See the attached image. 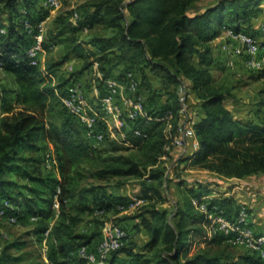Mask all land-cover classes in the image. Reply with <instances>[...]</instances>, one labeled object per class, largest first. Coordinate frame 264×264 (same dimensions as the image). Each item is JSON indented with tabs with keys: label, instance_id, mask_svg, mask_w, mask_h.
<instances>
[{
	"label": "trees",
	"instance_id": "trees-1",
	"mask_svg": "<svg viewBox=\"0 0 264 264\" xmlns=\"http://www.w3.org/2000/svg\"><path fill=\"white\" fill-rule=\"evenodd\" d=\"M40 1L0 0V28H6L0 60L3 72L10 73L13 81V88L0 89V207L8 202L6 210L18 222L37 216L32 222L36 227L29 235L42 238L49 229L48 262L88 264L75 252L80 246L96 244L101 232H79L78 226L87 215L103 217L120 212L119 206L129 200L120 190L104 185L81 186V180L87 175L97 179L131 176L139 180V194L146 204L137 214L119 219L133 221L132 226L149 237L139 250L134 241L126 242L112 253L108 264H114L121 254L128 255L133 264H264V259L246 249L236 255L221 235L207 236L205 214L195 208L192 199L208 195L215 181L182 177L176 179L178 194L171 196L168 192V184L178 177L177 165L182 161L199 164L217 177L264 175V118L235 116L225 105L234 97L232 86L215 84L210 71L212 41L224 26V13L231 11L230 21L236 23L231 28L241 30L240 20L264 0H214L201 9L195 8L199 0H93L84 18L78 8L63 7L53 17L51 30L46 27L43 44L46 53L53 50L50 43L59 44L62 53L57 59L48 57L44 69L40 64H29L26 50L30 42L20 23L22 10L33 26L44 19L47 14ZM20 2L22 10L18 9ZM36 6L39 10L32 12ZM75 12L78 18L74 23ZM97 21L108 34L91 32ZM72 57L80 59L82 66L65 78L58 72ZM94 61L99 62L106 77L122 78L128 71L136 74L150 112H173L172 133L179 118L178 90L182 85L192 89L198 96L194 124L198 149L188 148L181 155L165 152V126L156 121L135 124L148 132L147 138L135 144L136 154L110 156L106 148L93 146L81 124L62 106L60 95ZM144 67L149 73L143 71ZM257 73L259 78L264 77V71ZM161 95L166 96L165 102L152 106L151 102ZM186 100L192 106L188 97ZM12 105L18 110L10 112ZM260 105L264 106V99ZM40 141L53 145L54 169L42 167ZM163 155L170 158L169 164L161 158ZM174 161L176 164L170 167ZM84 164L90 168L86 175ZM10 173L24 177L25 183L10 178ZM55 199L57 213L52 206ZM213 206L229 218L239 209L233 198L221 194L208 200V207ZM196 243L205 246L184 256ZM0 264L46 262L28 249L25 239L16 238L0 247Z\"/></svg>",
	"mask_w": 264,
	"mask_h": 264
},
{
	"label": "built area",
	"instance_id": "built-area-1",
	"mask_svg": "<svg viewBox=\"0 0 264 264\" xmlns=\"http://www.w3.org/2000/svg\"><path fill=\"white\" fill-rule=\"evenodd\" d=\"M75 1V0H70ZM65 0H42L41 6L47 15L36 26H33L25 16V10H22L23 16L20 17V23L25 30L33 35V40L26 50V57L31 66H37L41 63L45 54L44 40L46 32V20L50 15L58 13L64 7ZM71 8H74L71 5ZM78 14L75 12L72 22H76ZM264 33V24L260 26ZM87 32V28H83ZM6 34V28H0V48L2 37ZM237 45L230 46L227 51L230 54L228 66L233 67L234 56L244 58V65L247 69L262 72L264 71V39H259L243 30H234L226 28L225 34ZM56 45L50 43L49 48L55 49ZM0 71H3V64L0 60ZM92 88L94 99H90L83 87L74 80L69 83L64 94L60 95L62 106L71 114L83 127L84 135L93 146L99 147L106 137L122 138L125 134H132L139 139H145L148 132L135 124L138 122L148 123L150 121L161 122L164 124L166 138L168 141L164 145L165 152L174 151L183 154L188 148L198 149L199 141L196 138L194 124L197 120L196 112L190 109L186 100V88L180 86L179 100L180 110L177 120L176 130L172 133L173 112L165 110L161 113H152L146 106L145 95L140 88V80L136 74L131 71L125 73L122 78L106 77L104 72L99 69V62L94 61L91 66ZM125 141V140H124ZM124 143H127L125 141ZM166 155L161 158L166 159ZM176 164L174 161L171 165ZM56 166V157L53 150H46L42 157V167L46 170L54 169ZM170 171V168L168 172ZM58 191V190H57ZM212 195L203 196L201 199H192L195 208L205 214V229L207 236L221 235L225 243L235 247H242L252 253L257 254L264 259V233L255 229L250 220V215L246 206L241 205L237 213L229 218L222 209L217 206L208 207V200ZM146 199L132 197L125 206H119L121 211H130L141 206ZM9 206L5 201L4 207H0V218L9 223H17L15 215L7 212ZM53 209L57 213L58 202L53 203ZM30 222H35L38 217L29 216ZM49 229L43 233L46 238ZM128 239L126 231L116 223L106 222L102 227V237L96 244L84 245L77 248L75 254L84 258L88 264H108L112 253L121 248ZM46 264H52L46 260Z\"/></svg>",
	"mask_w": 264,
	"mask_h": 264
},
{
	"label": "rangeland",
	"instance_id": "rangeland-1",
	"mask_svg": "<svg viewBox=\"0 0 264 264\" xmlns=\"http://www.w3.org/2000/svg\"><path fill=\"white\" fill-rule=\"evenodd\" d=\"M91 1L93 0H75V1L66 0L64 2V7L71 8V5H73L74 8H78L81 11L82 13L81 16L84 18V17H88L89 15L88 12L91 10V7H90ZM126 1H129V0H126ZM213 2L214 0H199L198 3L195 4V8L201 9V8L208 6L209 4ZM56 14L57 13H54V16ZM231 18H233L232 12L226 11L224 13V20H223L224 26H222L219 29L222 32L221 33L222 38L218 42H216V44L213 43L212 45V62L210 64V71L213 76V80L215 84H224L225 86H232L234 97L231 99L233 100L236 106V109H237L236 111L240 112L241 118L246 119L244 115L247 116L249 114H252L250 116L252 117V119L256 120L257 117L260 119H263L264 118V106L258 109L256 108L259 106L261 100L264 99V77L259 78V74L256 71L249 70L246 67L243 68L240 65H238L237 69H235L234 71L228 69L225 65L226 58L230 57V54L228 53L227 49L230 46H233L232 44L233 40H230L229 37L224 35L225 30L226 28H231L236 25V23H233L232 21H230ZM50 20L47 19L45 22L46 27L48 26V30H51L52 28L53 18L51 21ZM261 24H264V3L260 4L259 6L255 8H251L249 11V16L240 20V22L238 23V25H240L241 27V30L248 32L250 34H253L256 38L264 39V33L261 32L260 30ZM92 27L93 28L91 32L95 31V32L100 33L101 35L109 33V31L104 28V26L102 25L100 21H97L96 24ZM87 36L88 35H83L84 38H86ZM59 46H60L59 44L56 45L55 49L50 50L49 52L45 54L44 60L41 61L39 65L41 68L42 66H44L45 61L48 59V57L55 58V59L59 58L60 54L62 53ZM73 59H76V60L74 61L70 60V62H68L69 61L68 60L66 63H64L60 67L58 74H61L63 77L67 78L69 76L71 77L73 73H76L81 68L82 61L76 57H73ZM143 71L149 73V69L146 67H144ZM91 72L92 71L90 70V68L82 71V73L84 74V80H85V84H84L85 87L83 89L87 92L90 99H94L95 97L93 95L94 93H93V88H92ZM74 80L76 79H73V81ZM155 80L156 79H153L152 82L154 85H157ZM52 81H53V84H56L57 78L53 77ZM2 88H6V89L13 88V81H12V76L10 73L8 72L4 73L3 71H0V89ZM186 94H187L189 103L192 104V106H190V109L196 112L197 102H198L197 94L190 88L186 90ZM8 96L11 97L12 94ZM161 96H164V95H161ZM228 103L229 102H227L226 100L225 104L227 105ZM12 106L13 107L11 108V110H9L10 112L18 110V107L16 105H12ZM55 119L57 120L58 117H55ZM124 140L127 141V143H124L125 142ZM124 140H122V138L120 137L118 138V140H116L108 136L106 137L105 141L101 143L100 148H106L107 149L106 154H110V156L117 155V154H123V155H129L132 153L136 154L135 144H138L142 141H140V139L135 138L130 133L125 134ZM41 144H42L41 152L47 150L46 145H44V143L42 142ZM168 162H170V158L166 160V164ZM82 170L85 172V175L88 174V172H90V168H88L86 164L83 165ZM177 173H178V177L173 178L171 180L172 182L168 184L169 185L168 192L171 196H176L178 194V189L176 187V179L182 178V168L180 167L179 164L177 165ZM8 176L20 182L19 178L14 176V174L10 173ZM249 178L254 180V182L257 183L258 186L260 185L261 187H264V175H255ZM138 183H139V180L131 176L109 177L105 179H97L94 177H89V175H87L82 178L80 185L81 186L104 185V186L113 188L117 191L120 190V193L123 195L127 196L131 194L132 197H135V195L139 197L140 190H139ZM129 201L127 203H129ZM144 204H146V202ZM241 205L243 204H240V206ZM141 206L135 208L134 210H130L126 213H123V214L124 215L137 214V212L141 210L140 208ZM164 206L166 207L168 206V204H165ZM244 206L246 205L244 204ZM168 208H172V207H168ZM247 209L249 212L248 207ZM123 214L122 216H124ZM249 215H250V212H249ZM95 218L99 220H104V222L102 224L99 222H96ZM106 219H107L106 215L103 217L101 216L96 217V215L94 216L87 215L84 217L83 223L81 225L86 231H90V230H96V231L101 230L102 231L101 227H103L106 222L119 224L123 226L124 228H126L125 231L129 236L126 242L129 243L131 242V240L134 241L137 245V247L135 248L137 250H139L140 246H142L147 241L146 237L139 234L137 229L134 226H132L133 221L120 220L117 217L113 219L108 218V220ZM35 227H36L35 223H32L27 220L19 221L13 224V223L7 222L3 218L2 219L0 218V247L5 242H8L10 240H13L16 238H23L28 243V249L33 250L35 254H38L39 256H44L45 253L47 252L49 241L47 238H45V240H42V238L39 236L29 235V232H31V230H33ZM200 246L204 247L205 245L203 243L202 245H200L199 243L193 244L184 256H188L192 254ZM230 246L234 250L236 255L242 254L243 252H245V249L242 247H235L233 245H230Z\"/></svg>",
	"mask_w": 264,
	"mask_h": 264
},
{
	"label": "crops",
	"instance_id": "crops-1",
	"mask_svg": "<svg viewBox=\"0 0 264 264\" xmlns=\"http://www.w3.org/2000/svg\"><path fill=\"white\" fill-rule=\"evenodd\" d=\"M39 3H40L39 6H41L42 0ZM22 6H23V3L20 2L18 4V9L22 10L23 9ZM39 6H36L35 8H31V11L32 12L38 11ZM46 14H48L47 11H46ZM52 15H50V17L48 18L49 20L50 19L52 20V18L54 17ZM24 32L26 34L25 38H27L28 42H30L28 44V47H29L30 44L32 43L33 35L31 33H29L27 30H25ZM221 33L222 32L220 31L218 36L212 41V45H213V43L216 44V42H218L222 38ZM232 44L234 46L237 45L236 42H232ZM45 54H46V50H45ZM45 54L43 55L42 61L44 60ZM228 59H229V57L226 58V60H225V65L228 69L234 71L235 69H237L238 65L245 68L243 57L234 56L232 58L234 61L233 67L228 66ZM70 60L74 61L76 59H73V57H72V59H70ZM70 60L68 62H70ZM69 65H71V64H69ZM42 69H44V66H42ZM90 70H91V68H90ZM151 79L153 80V78H151ZM76 81H78V83H80V85L83 88L85 87V85H84L85 80H84V74L83 73L79 74L76 77ZM165 99H166V97H164V96L156 97L154 99V101L151 102L152 106L157 107V106L161 105L162 103L165 102ZM227 102H229L228 103L229 105L228 104H227L228 106L226 104L225 105L232 110V112L235 116L240 117V112L236 111L237 109H236V106H235L233 100L230 98V99H227ZM225 103H226V101H225ZM260 107H262V105L259 104V106L256 109H258ZM1 115H3V112H1V110H0V116ZM251 115L252 114H249L247 116L244 115V117L246 119H248ZM250 118H252V117H250ZM41 142L44 143V145H46L47 150H53L54 151L53 145L50 142H48V141H41ZM41 142L39 143L40 147L42 145ZM43 153H44V151H43ZM173 154H176V153L174 152V153H172V155ZM167 159H168V157H166V159H164V160H167ZM179 165L182 168V177H185L188 179H200V180H204V181H210V180L215 181V183L210 186L211 190H210L209 195L214 196V195H220L221 194V195H225V196L233 198L234 202L238 206H240V204H243V205L245 204L249 208L251 223L253 224V226L255 227L256 230L264 233V187H261L260 185L258 186L257 183H255L254 180H252L249 177H246L243 179L217 177L214 172L201 167L199 164H192V162H190V161H182L181 164L179 163ZM14 176L19 178V180H20V182L18 181L19 183H25L24 177L17 176L16 174H14ZM250 177H252V176H250ZM127 196H128V200H130V197L132 198L131 194H129ZM135 197H138V196L135 195ZM126 212H128V211H124V212L120 211L117 213L109 212L106 215L107 216L106 220H108V218H111V219H113L115 217L119 218L122 216L123 213H126ZM52 220H54V219H52ZM82 223H83V221L81 222V224ZM81 224L78 226V231L79 232H85L86 230H84V228ZM100 232L101 233L98 235V237L95 238V241H98L101 239L102 231L100 230ZM138 233L143 235L144 237H146V239H148V237H149L148 233H146L142 229H140L138 231ZM138 233H136V234H138ZM42 240H45L44 236L42 237ZM200 245H202V243H200ZM42 259L44 262H46V260H47L45 255L42 256ZM114 264H133V262H131V259L128 255L121 254L115 259Z\"/></svg>",
	"mask_w": 264,
	"mask_h": 264
}]
</instances>
